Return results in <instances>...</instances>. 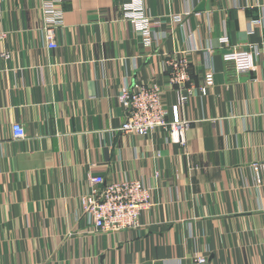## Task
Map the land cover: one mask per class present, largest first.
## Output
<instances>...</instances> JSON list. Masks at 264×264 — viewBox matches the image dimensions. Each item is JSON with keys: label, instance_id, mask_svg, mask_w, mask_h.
<instances>
[{"label": "crops", "instance_id": "obj_1", "mask_svg": "<svg viewBox=\"0 0 264 264\" xmlns=\"http://www.w3.org/2000/svg\"><path fill=\"white\" fill-rule=\"evenodd\" d=\"M125 1L65 0L59 47L49 49L41 0H0V264H188L199 254L264 264V184L252 168L264 162V0H144L168 24L192 10L151 47L124 19ZM248 45L254 69L240 73L223 55ZM185 49L195 85L215 71L207 95L180 107L185 145L160 131L123 133L124 86L156 82L172 109L179 97L164 62ZM90 173L154 188L140 227L91 230L80 202Z\"/></svg>", "mask_w": 264, "mask_h": 264}, {"label": "built area", "instance_id": "obj_2", "mask_svg": "<svg viewBox=\"0 0 264 264\" xmlns=\"http://www.w3.org/2000/svg\"><path fill=\"white\" fill-rule=\"evenodd\" d=\"M65 0H41L42 26L39 29L43 44L56 49L58 32L64 26L63 11ZM123 17L142 36L147 47L159 45L163 38L173 33L184 21V14L169 15L170 23L160 16H152L144 0H126L122 5ZM6 34H0V44ZM221 47L230 45L227 33L220 40ZM211 51V50H210ZM258 49L254 45L236 46L225 53V61L235 63L236 70L247 73L254 69L255 55ZM190 49L174 51L165 59L164 66L171 87L178 92L179 101L169 109L163 98L161 86L156 82H144L141 78L124 86L119 100L125 111L121 131L128 135L146 136L160 131L174 143L185 145L186 130L190 123L179 117V110L190 98L197 94L205 96L214 85L215 71L208 66L202 82L195 85L191 78ZM9 58L8 53H3ZM12 136L15 140L24 139L26 131L21 123L12 124ZM256 183L264 184V162L252 164ZM89 192L81 194L82 217L86 219L92 231L116 233L136 229L141 226V216L155 206L154 188L140 179L120 178L110 183L100 173H90L87 177ZM188 264H211L208 255L194 256Z\"/></svg>", "mask_w": 264, "mask_h": 264}, {"label": "water", "instance_id": "obj_3", "mask_svg": "<svg viewBox=\"0 0 264 264\" xmlns=\"http://www.w3.org/2000/svg\"><path fill=\"white\" fill-rule=\"evenodd\" d=\"M205 9V4L204 2L198 7L199 11H203Z\"/></svg>", "mask_w": 264, "mask_h": 264}]
</instances>
